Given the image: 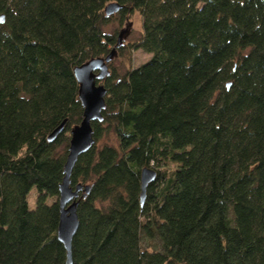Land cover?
<instances>
[{
    "label": "trees",
    "instance_id": "obj_1",
    "mask_svg": "<svg viewBox=\"0 0 264 264\" xmlns=\"http://www.w3.org/2000/svg\"><path fill=\"white\" fill-rule=\"evenodd\" d=\"M111 3L120 26L140 15L128 48L151 56L123 74L120 35L102 30ZM1 16L0 264H66L74 70L110 56L102 121L70 176L71 264H264V0H0ZM109 134L117 146L99 145Z\"/></svg>",
    "mask_w": 264,
    "mask_h": 264
},
{
    "label": "water",
    "instance_id": "obj_2",
    "mask_svg": "<svg viewBox=\"0 0 264 264\" xmlns=\"http://www.w3.org/2000/svg\"><path fill=\"white\" fill-rule=\"evenodd\" d=\"M121 7L111 3L105 8V15L112 16L120 11ZM4 17H0V25ZM112 56L105 60H93L74 70L76 81L79 84L78 98L83 108L81 123L71 131L68 156L64 165V177L59 186V223L57 240L63 245L66 252V264H71V243L78 228L76 214L77 199L83 190L82 186L73 189L70 185V176L78 158L86 153L93 145L92 123L102 121V111L105 109L106 89L99 85L109 74L107 63ZM63 125L58 127L48 138L51 142L62 131ZM155 179V173L144 169L140 173L141 195L143 203L147 186Z\"/></svg>",
    "mask_w": 264,
    "mask_h": 264
},
{
    "label": "rangeland",
    "instance_id": "obj_3",
    "mask_svg": "<svg viewBox=\"0 0 264 264\" xmlns=\"http://www.w3.org/2000/svg\"><path fill=\"white\" fill-rule=\"evenodd\" d=\"M112 19L113 21H111V23L105 26L102 30L108 35H120L119 41L120 44L125 46V50L121 54L115 55L111 63L112 68L116 72L123 74L127 72V70L137 68L144 64L151 58V56L141 51H129L130 48H128L133 45V43H135L141 35V17L138 13L132 14L122 26L119 25V19L117 16L112 15ZM104 142L112 146H117L116 139L113 134L105 136L99 145ZM37 196V191L32 189L27 198L30 210L35 209ZM47 202L48 204H51L50 199H48Z\"/></svg>",
    "mask_w": 264,
    "mask_h": 264
}]
</instances>
